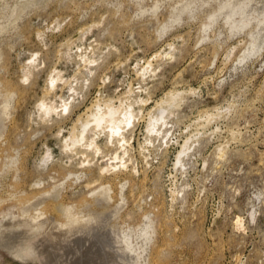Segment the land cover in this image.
Here are the masks:
<instances>
[{
    "label": "rangeland",
    "instance_id": "obj_1",
    "mask_svg": "<svg viewBox=\"0 0 264 264\" xmlns=\"http://www.w3.org/2000/svg\"><path fill=\"white\" fill-rule=\"evenodd\" d=\"M19 1L0 0V103L15 92L0 120V264H43L29 255L35 244L53 264H264V0H39L9 13ZM35 52L39 67L22 81ZM85 53L97 60L92 69ZM54 71L71 84L51 88ZM131 88V100H146L127 133L132 160L103 175L115 146L102 137L95 156L64 143L97 100L118 105ZM170 92L179 93L170 131L148 143L150 112ZM42 99L59 113L67 101L71 113L41 119ZM194 134L185 168L176 165ZM102 186L108 210L91 197ZM42 198L47 232L26 237L24 214ZM65 207L80 222L72 231L108 214L95 246L49 234L51 219L69 220Z\"/></svg>",
    "mask_w": 264,
    "mask_h": 264
},
{
    "label": "bare ground",
    "instance_id": "obj_2",
    "mask_svg": "<svg viewBox=\"0 0 264 264\" xmlns=\"http://www.w3.org/2000/svg\"><path fill=\"white\" fill-rule=\"evenodd\" d=\"M37 1H39V0H20L16 5H14V7L13 6L9 7L8 12L9 13H17V12L21 13L22 11H24V9L27 6L31 5L32 3L34 4ZM20 8H21V11L19 12ZM37 34L39 36L42 35L41 32H38ZM38 54H39L38 52L37 53L35 52L32 55V57H30L29 62L26 64L24 63L25 65L23 66L24 67V74L22 76V81L29 80L30 75L33 74L35 72V70L39 67V65L37 64L38 63L37 62V59H38L37 55ZM82 54H83V52H82ZM81 57H82V55H81ZM82 58L84 60L83 62H84L85 67H91V69H92L96 65L97 60L90 58L89 55L86 54ZM0 61H1V56H0ZM146 69H147V67H146ZM62 77H61V74L59 72H57V73L55 72L54 74H51L50 78H49L51 88H54V87L56 88V86L58 85V82L62 81V80L64 81V84H71V81L69 79L64 80V77L63 78ZM72 89H74L73 85H72ZM133 92H134V90L131 88L127 92L128 94L127 95L125 94L126 96L124 98L119 99L120 103L118 105H116L112 99H109V100L105 101L104 103H102L100 100H97L89 108V110H88L89 113H87L88 115H87V118L85 120H82V118H81L82 116L79 117L78 120L81 122V125H80L81 127L79 129L74 128L70 137L65 140L64 147L67 150V152H70L72 154H78L79 152H84V153H87L86 155H88V152L91 151L95 156H96V154H99V153L103 154L104 151H103L102 146L99 144V139L104 137V139H105L104 145L106 147H109L110 144H111L110 146H115L116 147V153H115V155L108 158L109 162L107 163V165L101 167V174L104 175L106 173L111 172L112 170H115L116 174L126 172L128 167H129L128 162L130 160H132V157L130 156L129 149H128V147L132 146V144H130V138H128L127 133L134 131V129L136 127V120L139 116V113L142 114V108H144V105H143V107L140 106L139 111H138L135 108V104L139 103V100L141 102H144V101L146 102V100H144L143 98H140L139 100H137V99L131 100V98H133L131 96V93H133ZM14 93L15 92L8 90L6 95H5V99L0 103V120L4 116H7L9 114V110H10V107L12 104L11 99L14 96ZM168 94L169 95H168L167 99H163L161 103L157 104L158 112L155 113L156 112L155 110H154L155 112L153 111V113H155V114H152V112H150V115L148 117V124H147V141H148V143H154L155 140L158 137H160L162 133H165L163 138L167 137V135L170 131V129L168 128V125H169L168 119H169V117H171V114L174 112L172 110L173 108L171 109L170 106H172L174 104V100H176L179 93L178 92H170ZM164 103H166V104L168 103V105H164ZM62 106H63V109L59 113L58 107L55 106L52 103V101H47L45 99H42L38 103V107L40 108V111H42V114H40L41 119H47L46 118L47 116L52 117V116H54V114H63L64 113L66 115H69L71 113L70 104L67 101H64ZM197 134L188 136L185 139L184 143L181 145L182 148L178 152L176 165H180L181 167L185 168V165H186L185 159H186V157H188L190 150L195 145V142L197 141V138H198L197 136L200 133L198 135ZM0 135H1V133H0ZM146 143H144V145L143 144L141 145V148H142L141 153H143L146 150H148V151L151 150V149H149L151 145L150 144L148 145V143L146 145ZM48 154L50 155V153H48ZM126 155L128 156V158H126L127 157ZM46 156H48V155H46ZM104 156H106V155H104ZM85 161H87V163H85ZM82 163H83L84 167L89 168L90 160H83ZM91 197L93 198V200L95 202L98 203V206L100 208H104V209L107 208V210L109 209L108 206H109V203L112 199V196L110 195V189L108 187L102 186L99 190L94 191V193L91 194ZM42 202H43V198L41 201H39L38 205L35 207L36 212L34 215L30 216V215L24 214L25 217L23 220H25V219L28 220L32 227L37 228L36 230H32L31 229L32 227L27 228L25 231L28 230L29 232H33V234H30L29 236L26 235V237H30V236L40 234V232H42L43 229L45 230V232H47V230H46L47 227L45 226V223L48 220V216L46 215V213L44 212V209L42 208V204H43ZM65 210H66V216H68L67 218L69 220L65 221V222L56 223V221L54 219H51L50 224H52V225L49 229L51 231V232L49 231V234L53 235V236L55 235V236H57V238H59L61 240L62 239L70 240V239H73L79 235V237H77V239H76V243L78 242L80 244L83 242V247L85 246L86 248H87L86 243L89 244L88 247L95 246L96 245L95 238L96 237L101 238V235L99 236L98 232H96L94 229L99 228L103 224L102 221H104L103 220L104 217H106L108 214H106V212L102 213V214L98 213L99 215L95 214L94 220H89V219L85 220L84 219L83 221L86 224H88V226L84 227V229L83 228H81V229L77 228L75 231H72L75 227H78L80 222H73L74 220H77V219H73V217L70 215V212H71L70 207H65ZM86 221H88V222H86ZM21 222L22 221H16L13 223V225L18 226ZM25 223H26V221H25ZM93 223H94V228L89 225V224L93 225ZM6 230H8L7 227L3 230L4 231L3 232L4 233V244L7 246H11L12 242H13L12 238L14 236L12 237L10 235V233H6ZM118 239H117L118 248H119V250H122L124 252L123 246H121V245L122 244L123 245H125V244L129 245L130 244V241H129L130 236L127 235V233H125V234L123 233L122 236L121 235L118 236ZM104 242H106V241H104ZM83 247H80V248H83ZM28 250H29V255L40 256L43 264H53L52 258H50V255L46 254V249H39L38 245L35 244L34 246L29 248ZM17 254H18V256L22 257L23 259H26V257L24 255H22L20 252H18ZM118 255L120 258L121 254H118ZM74 258H75V255H74ZM81 259L82 260L80 261V264H87L89 262H94L93 259H91L90 261H87L83 257Z\"/></svg>",
    "mask_w": 264,
    "mask_h": 264
}]
</instances>
